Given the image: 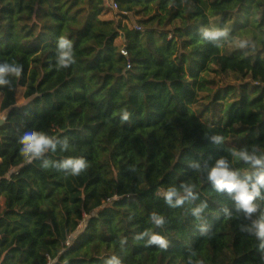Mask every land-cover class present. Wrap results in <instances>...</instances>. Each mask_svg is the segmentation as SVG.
<instances>
[{
    "label": "trees",
    "instance_id": "16d2710c",
    "mask_svg": "<svg viewBox=\"0 0 264 264\" xmlns=\"http://www.w3.org/2000/svg\"><path fill=\"white\" fill-rule=\"evenodd\" d=\"M108 1L0 0V65L21 67L0 85V264H264V187L249 217L208 178L264 171L244 159L264 161V0H112L118 22ZM29 131L55 149L22 155Z\"/></svg>",
    "mask_w": 264,
    "mask_h": 264
},
{
    "label": "clouds",
    "instance_id": "9594fccd",
    "mask_svg": "<svg viewBox=\"0 0 264 264\" xmlns=\"http://www.w3.org/2000/svg\"><path fill=\"white\" fill-rule=\"evenodd\" d=\"M222 34L223 33L221 32L206 33V35H209L213 38ZM67 43L68 42L65 39L61 38L60 47L64 48ZM67 58L68 54L65 53L61 57L62 63L66 62ZM8 73H12L15 76L19 77L21 73V67L0 65V85L8 83V81L4 79V76ZM126 118L127 117L125 116V119ZM19 142L23 146L20 150L21 154L25 155L26 157L28 156V154H32L33 157H38L46 149L52 148L54 150L56 146L53 141V138L44 132H26L20 138ZM244 159H252V163L254 166L264 164V161L259 158L253 159L251 157H248L247 155H244ZM61 166H71L73 169V174H79L80 170L86 167L83 160L71 158L65 160ZM253 177L255 178L254 182L249 185V181H252ZM208 178L214 183V186L217 191L226 190L229 194L234 193L233 199L236 202L237 208L243 210L247 216L250 217L253 213L257 211L258 205L255 203V201L257 197L260 196V188L264 187V171L246 173L244 178L240 179L237 173L230 172L227 170V168L225 167L224 160L221 159L218 162L217 166L211 169ZM189 194L191 193L189 192ZM174 195H176L175 191L167 192L166 199L169 203H171L172 197ZM179 203H182V201L177 200V204ZM152 219L155 221V224L157 226H163L164 220L162 217H156L155 215H153ZM255 227L258 229L256 235L258 237L264 238V220L255 222ZM149 243L159 244L161 248L167 247L166 240L160 235H152ZM262 247H264V245H262ZM108 264H113V262L109 261ZM116 264H119V262L116 261Z\"/></svg>",
    "mask_w": 264,
    "mask_h": 264
},
{
    "label": "rangeland",
    "instance_id": "374dc122",
    "mask_svg": "<svg viewBox=\"0 0 264 264\" xmlns=\"http://www.w3.org/2000/svg\"><path fill=\"white\" fill-rule=\"evenodd\" d=\"M106 18L109 19H113L115 21H120L122 20L119 15L117 14V11L115 10H108V12H106V14L104 15ZM133 18H129L128 21L126 23H128V25H130L131 27L136 26L133 23ZM123 23L125 21H122ZM119 43V41H118ZM240 43L238 42V39H236L234 42L227 44L226 45V52H229L233 49H236L238 47H240ZM206 79L209 81H213L214 83L211 85L213 89H217L218 86L224 84V83H232L234 81V77L231 74H227L224 77H220L216 74H214L213 72L208 73L207 75H205ZM24 89L23 88H18L16 91V102H17V106H21L23 104H25V100L23 99L22 95H23ZM197 103H195L194 105L191 106L192 111L203 121V122H209L210 119V115H211V105H210V94L208 92H200L198 94V98H197ZM2 101V94L0 93V104ZM229 100H226L224 102H218L219 104V108L216 111L217 114H220L219 111H222L224 103L227 102ZM5 114L3 112L0 111V120L4 119ZM236 134H231L229 136L228 139V144L232 147H236L235 143H233V141L236 140ZM0 206H1V201H0Z\"/></svg>",
    "mask_w": 264,
    "mask_h": 264
},
{
    "label": "built area",
    "instance_id": "2783aa9c",
    "mask_svg": "<svg viewBox=\"0 0 264 264\" xmlns=\"http://www.w3.org/2000/svg\"><path fill=\"white\" fill-rule=\"evenodd\" d=\"M106 6H107L108 10H115V11H117V4L114 1H112V0H109L106 3ZM133 28L135 30H140V28L137 27V26H134ZM120 53H121V55L126 56V52H125L124 48H121L120 49ZM127 68H129V65H127ZM69 242H70V238L66 241L65 244L68 245ZM48 264H51V262H49Z\"/></svg>",
    "mask_w": 264,
    "mask_h": 264
},
{
    "label": "water",
    "instance_id": "95a60500",
    "mask_svg": "<svg viewBox=\"0 0 264 264\" xmlns=\"http://www.w3.org/2000/svg\"><path fill=\"white\" fill-rule=\"evenodd\" d=\"M4 123V119L3 120H0V125H2Z\"/></svg>",
    "mask_w": 264,
    "mask_h": 264
}]
</instances>
